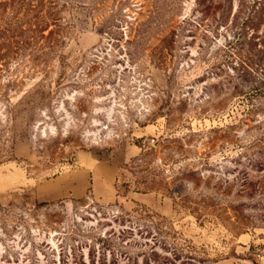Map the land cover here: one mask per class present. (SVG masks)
Segmentation results:
<instances>
[{
  "label": "rangeland",
  "instance_id": "374dc122",
  "mask_svg": "<svg viewBox=\"0 0 264 264\" xmlns=\"http://www.w3.org/2000/svg\"><path fill=\"white\" fill-rule=\"evenodd\" d=\"M103 259L264 264V0H0V264Z\"/></svg>",
  "mask_w": 264,
  "mask_h": 264
},
{
  "label": "trees",
  "instance_id": "16d2710c",
  "mask_svg": "<svg viewBox=\"0 0 264 264\" xmlns=\"http://www.w3.org/2000/svg\"><path fill=\"white\" fill-rule=\"evenodd\" d=\"M126 129L124 130V133L125 134H129V132H131L132 130V124L130 121L126 122ZM179 138L177 137H173L171 136V134L169 136H166L165 138H162L161 141L159 143H157V146L154 147L152 145V147L148 146L145 142V139L143 138H138L137 139V144L138 146H140L142 148V152L139 156H136L135 157V161H137L136 163H138L139 165H135L137 168V172H143V171H147L151 166L153 167L154 165L151 164V157L154 158V155L160 153L161 156L160 157H156V159H154L152 162L155 163H158V161H160L158 163V165L162 166V165H166L167 164V160H170V156H169V153H168V150L171 148V145L174 144L175 142H179L180 140H178ZM155 145V144H154ZM140 163H143V164H140ZM157 165V166H158ZM185 170V169H184ZM182 170L176 177L173 178V181L177 182V183H180L183 185V187L180 189V190H177V195H178V200H179V203H181V206H183L184 208H187L188 210H190L193 214H197V216H201L202 215V208L201 206L199 205V202L197 201H193L191 200L190 198V193L188 192V187H189V183H190V180H189V177H190V173L187 172V171H184ZM142 182V181H141ZM143 184H145V181L142 182ZM122 186L120 185H117V193L119 196H127L128 192H129V185L127 184V182H124L123 184H121ZM165 186H167V183L165 184ZM156 186H153V187H149L148 189L146 190H143V191H149L150 189L152 188H155ZM122 191V192H121ZM140 191V190H139ZM44 203V202H43ZM48 205H47V208L42 211L41 213L44 214V215H47V214H50L49 212L51 211V214H54V209L50 206L52 205L51 202H46ZM189 203H194V204H189ZM45 204V203H44ZM194 205V206H193ZM20 209V208H19ZM22 211H24L22 208H21ZM147 215H151L153 216V214H151L150 212H147V210H144ZM41 213H36V214H41ZM128 217V218H125V217ZM113 217L115 218V220H119V224L120 225H123L125 226V228L122 229V232L121 234L124 236L122 241H124L126 239V236L129 235V234H134V230L135 228H138V227H141V224H139L138 222L137 223H133V220L130 218L132 217V213L128 210H125V209H119V212H115L113 213ZM158 223L159 222H154L153 220L151 221L150 224H144L143 225V229L146 231L144 232L142 229H138L139 233H141L143 236L141 237H144V238H149L152 236V233H154V229H157L158 228ZM236 223L237 225H240L239 227H242V229H245L247 227H250V226H253V224L251 223H246V222H242V220H236ZM241 223V224H240ZM128 233V234H127ZM146 233V235H144ZM156 233V231H155ZM163 238H156V236H152V240H155L154 244L151 245L150 249H153L151 250V256H149V260L150 257H152V255H155V252L156 250L155 247L158 245V244H161V247L163 249H167L168 246L170 245L169 244V241L167 240L166 236H163ZM112 238H98V242H105L106 246L103 245L101 246L102 248L103 247H110L111 244L109 242V240H111ZM108 243L110 244V246L108 245ZM93 251L95 250V244L93 245ZM145 253V252H144ZM176 253V252H175ZM175 259H179V255H181L180 253H176L175 254ZM183 255V254H182ZM157 259V258H156ZM175 259H169L168 260V263L167 264H175ZM157 261V260H155ZM95 258H94V255H93V263H95ZM159 262V261H158ZM101 264H107V262L105 261V259L101 260L100 261ZM147 264H149L148 260H147ZM157 264H162L161 262L157 263Z\"/></svg>",
  "mask_w": 264,
  "mask_h": 264
}]
</instances>
